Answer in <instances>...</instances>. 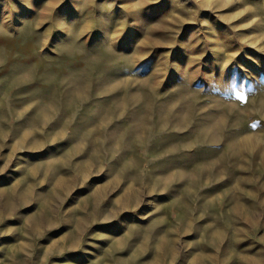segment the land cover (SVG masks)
<instances>
[{
	"label": "rangeland",
	"instance_id": "rangeland-1",
	"mask_svg": "<svg viewBox=\"0 0 264 264\" xmlns=\"http://www.w3.org/2000/svg\"><path fill=\"white\" fill-rule=\"evenodd\" d=\"M1 256L264 264V0H0Z\"/></svg>",
	"mask_w": 264,
	"mask_h": 264
},
{
	"label": "crops",
	"instance_id": "crops-1",
	"mask_svg": "<svg viewBox=\"0 0 264 264\" xmlns=\"http://www.w3.org/2000/svg\"><path fill=\"white\" fill-rule=\"evenodd\" d=\"M36 130V133H38V130ZM237 200H239L241 203H243L244 205H240L237 207H240L241 209H249V207L246 205V202H243L241 198L237 197ZM237 202V201H236ZM251 209H254V204L250 207ZM234 209V208H233ZM23 261H37V262H41V259H33L31 257H17V256H12V257H0V264H19V262H23ZM25 264V263H24Z\"/></svg>",
	"mask_w": 264,
	"mask_h": 264
}]
</instances>
